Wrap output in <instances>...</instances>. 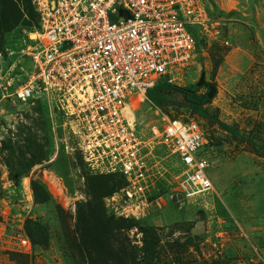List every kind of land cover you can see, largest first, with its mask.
Returning a JSON list of instances; mask_svg holds the SVG:
<instances>
[{
	"label": "rangeland",
	"instance_id": "obj_1",
	"mask_svg": "<svg viewBox=\"0 0 264 264\" xmlns=\"http://www.w3.org/2000/svg\"><path fill=\"white\" fill-rule=\"evenodd\" d=\"M19 1L23 18L17 25L8 20L13 26L0 39V264H264V0H202L210 32L217 33L193 28L196 56L169 78L178 87H194L199 99L211 88L202 108L234 134L193 114L179 96L164 108L135 94L126 103V117L144 137L166 118L200 126L215 193L193 200L175 195L179 163L159 146L150 158L155 180L144 216H123L119 190L103 197L105 216L126 224L107 233L104 245L112 252L101 255L93 237L80 236L90 226L86 205L92 199L84 174H114L96 173L84 162L81 128L56 100H15L13 91L28 80V40L40 31L38 5L55 2ZM201 73L204 83L196 87ZM13 174L19 175L15 183ZM32 182L43 188L42 201L35 200ZM39 227L46 245H33L25 232ZM86 246L96 252L89 255Z\"/></svg>",
	"mask_w": 264,
	"mask_h": 264
},
{
	"label": "built area",
	"instance_id": "obj_2",
	"mask_svg": "<svg viewBox=\"0 0 264 264\" xmlns=\"http://www.w3.org/2000/svg\"><path fill=\"white\" fill-rule=\"evenodd\" d=\"M37 11L40 31L26 52L28 80L13 96L21 102L54 99L74 117L84 137V162L124 182L116 195L123 216H144L155 180L150 158L159 146L179 163L175 195L193 200L215 193L204 155L208 140L197 123L166 118L144 137L125 112L134 94L145 98L195 58L193 28L217 33L210 32L202 0H55L52 6L43 1Z\"/></svg>",
	"mask_w": 264,
	"mask_h": 264
},
{
	"label": "trees",
	"instance_id": "obj_3",
	"mask_svg": "<svg viewBox=\"0 0 264 264\" xmlns=\"http://www.w3.org/2000/svg\"><path fill=\"white\" fill-rule=\"evenodd\" d=\"M23 1L26 2V0ZM19 2V0H0V39L3 37L4 33L9 31L13 25H17L19 20L23 18V15H21L22 11H20L19 9ZM208 2L213 5L212 0H208ZM28 15L30 14L28 13ZM8 20H12L14 24L9 25ZM23 22H26V20H23ZM36 28H39V15ZM194 36L195 38H197L196 32H194ZM1 49L2 48H0V50ZM194 89V87L191 89L178 87L176 85L168 83L167 79H164V81L161 80L155 87L147 90L145 94V99L153 107L164 108L168 107L169 103L177 99V96H179L180 98L185 99L189 103V105L185 107L189 109L193 114H196L203 119L209 120L210 123L217 125L222 131L226 133L234 134L235 131L233 128L225 125L216 117L208 115V113L203 110L202 106L205 102H207L206 95H203L200 98V102L198 103L186 99V91H193ZM218 145V143L213 142V147H217ZM261 149L264 152V145H262ZM42 160L43 158L38 159V161ZM84 176L86 186L89 189L88 195L92 198L91 201L86 205L88 211L87 226L89 222L90 226L92 223V227L91 229H89L90 226L89 228L86 227L87 229L82 230V234H80V236L82 238L88 237V239H90V237H93L95 240L94 246L97 252L92 248H88L87 246L85 250L88 252L89 255H91V251L96 252L98 255H101V253H103L104 251L106 253H108V251L112 252V248L107 249L104 245V240L107 239V233H110V230H119L120 228L125 227L126 222L122 219L116 222L113 220V218H107L103 211L101 201L103 197L110 196L111 194L116 193L118 190L122 189V187L124 186V182L121 178L115 175L92 177L88 173H85ZM12 179L13 183L17 182L19 180V175L13 174ZM31 185L34 191L35 200L42 201L43 199L41 200V195H44L43 188L41 186L38 187L37 183L35 182H32ZM81 207L82 206L79 205L78 209ZM98 228L102 229V234L88 233V230L93 231ZM25 232H27L29 239L31 240V243L33 245H36L37 243L46 245V232L43 227H39L36 230V233L34 231H28L26 229ZM36 234H38V237H36ZM97 235L98 237H96Z\"/></svg>",
	"mask_w": 264,
	"mask_h": 264
},
{
	"label": "water",
	"instance_id": "obj_4",
	"mask_svg": "<svg viewBox=\"0 0 264 264\" xmlns=\"http://www.w3.org/2000/svg\"><path fill=\"white\" fill-rule=\"evenodd\" d=\"M203 83H204V74L201 73L200 78H199L198 82L195 84V86H196V87H201V86L203 85ZM212 93H213V90L210 88V90H209V92H208V94H207V98H210L211 95H212ZM187 98H188L190 101H193V102H197V103L200 102V99H199V98H196L195 96H193V95H191V94H189ZM199 223H200V222H199Z\"/></svg>",
	"mask_w": 264,
	"mask_h": 264
},
{
	"label": "flooded vegetation",
	"instance_id": "obj_5",
	"mask_svg": "<svg viewBox=\"0 0 264 264\" xmlns=\"http://www.w3.org/2000/svg\"><path fill=\"white\" fill-rule=\"evenodd\" d=\"M189 94H191V95L194 96V94H193L192 91H190V90L186 91V99H187V100H189V99L187 98ZM189 101H190V100H189Z\"/></svg>",
	"mask_w": 264,
	"mask_h": 264
}]
</instances>
